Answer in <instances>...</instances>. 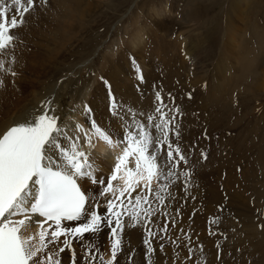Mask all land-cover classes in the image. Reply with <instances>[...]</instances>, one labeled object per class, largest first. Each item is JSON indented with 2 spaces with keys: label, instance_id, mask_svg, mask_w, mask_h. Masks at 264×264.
<instances>
[{
  "label": "bare ground",
  "instance_id": "6f19581e",
  "mask_svg": "<svg viewBox=\"0 0 264 264\" xmlns=\"http://www.w3.org/2000/svg\"><path fill=\"white\" fill-rule=\"evenodd\" d=\"M49 1L50 3H44V0H34L33 9L30 12L26 13L24 16V25L17 30H14L16 35V40L14 41L15 47L9 49L7 55L0 57V59H4L6 61V68L10 66L12 71L16 72L15 76H12L11 73L0 72V78H2L4 81L3 85L0 86V133L18 122L26 114L39 109L43 101L52 100V107L56 110V115L62 117V126L68 125L69 127H71L72 125L79 123L83 125L85 129H88L90 127L89 116H87L84 112V106L87 105L92 110L90 114L91 118H94L100 126L107 128L111 132L114 139L117 137H121L122 133L121 136H117V133L120 134V132H123V129L120 127L119 121L114 116H112L110 112V92L111 95L114 96L117 101H119L124 106L125 109H127L128 107H133L135 109L147 112L153 107L155 101V93H152L150 91L151 87L149 88V86L156 76L160 77V74L156 75V71L158 70L163 73V78H161V80L159 81L161 83L165 82L167 87L172 89L171 85H173L177 79H183V77H185V73L189 72V67L191 68L192 63L190 62L187 71H183L182 67L184 61H188L189 59H191L195 61L194 63L197 62L195 53H192V50L186 48V45H189V42H187V40L179 42L178 51L177 47H174L172 50V48H169V46L175 45L176 43L173 44L172 42L167 41L164 37L157 36V34L155 35V32H153L154 36L151 39V43L152 45L162 46V50L158 49L156 52L158 53L163 51V53H161L163 57L162 62L166 63L165 70L156 69V66L148 63V60H151L152 58L153 53H151L150 50L153 48H149L147 45L149 41V37L147 38V35L146 37L144 36L145 39H143V35L145 34V32L142 26H139L136 29L134 35H130L128 33L126 39L124 37H113V39H110L107 43L103 39V42L101 44L103 47L100 50L99 47L93 52V54L89 56L81 54L75 59H73V57V60H71V53L84 42V32L89 27V24L85 22V15L87 13V10L85 9V3H83V1L85 0ZM9 3L10 0H5V5H8ZM239 8L241 9L242 7ZM14 14H16L15 7L10 9L9 17ZM229 20L231 21L230 27L226 26L225 32L222 36V51H224L222 52V54H225V58L224 55H222V59L220 62L222 66L210 69L211 72H204L206 75L204 74L203 77H193L195 78V80H191L190 78L187 79L189 83H193L191 87H196V90L191 88L192 90L190 91H192L196 95L197 99L199 98L200 101H198L200 103H203L202 107L203 109H205V113L203 115L209 113V117H207L204 121L205 124L206 121L208 122L206 125H208L210 128L214 127L219 122L220 124L224 122V126H231L230 124L232 122L230 123V119L235 111L231 101L232 93H234V91H241L242 85H244V83H248L246 82L248 80V77L253 70L258 69L259 62L260 64H262L261 67L264 66L263 31L260 30L261 33L258 35L260 28L255 24L254 21L252 22V27H250V29L255 33V37L258 41V54L263 57L262 60L260 59V57H256L255 59V57H252L254 55L251 54L253 53V50L249 49L248 43H244L246 42L244 41L245 38L243 35L245 33L242 32L243 34H238L234 29L233 20L230 17ZM132 21L133 22H131V24H128L126 22L124 24L127 25H121L125 33L128 29L134 27L136 19ZM243 30L244 29H242V31ZM230 31L232 33L231 35H233L234 32L235 39L237 40L235 41L236 44H234L235 42L233 43V45H228L226 43L228 37L230 38ZM125 33L124 35H126ZM252 36H254L253 33ZM225 43L227 45H225ZM229 43L231 42L229 41ZM123 46H125L126 49H123ZM98 51H101L102 53H99L98 57L93 58L94 53ZM182 52H184V54H182ZM256 52L257 50H254V53ZM129 54L133 55V57L129 56ZM226 54H228V56ZM13 55L15 56V62L9 65L7 62L11 60ZM137 56H139L140 64H142V66L140 65L142 68L139 69L143 74L144 82H137L130 79L129 77V75H132V73L135 74V69H137V66L135 65V62L138 61ZM233 57L235 60L237 59L236 65L234 66L232 65L233 63L231 61ZM173 61H175L176 63H174ZM180 62H182V64H180ZM170 63L176 64V66ZM145 66H153L154 68H152L151 70H145ZM232 66L237 70L234 71V68ZM262 71L264 72L263 68L260 72ZM260 72H257V74ZM232 74L234 75V77H232ZM263 80L264 79L262 78V82H264ZM204 81H207V87L199 91V88L200 86H202ZM250 82H252L250 83L251 85H249L250 87L256 84H260V82L256 79L255 81L250 79ZM260 85L264 88V84ZM136 86H138V88ZM142 87L144 88L142 89ZM157 87L159 86H155L156 89ZM187 87L189 88V85ZM162 91H164V89H162ZM107 95L109 96V101ZM164 102L168 105V108H166L165 111H168L169 109L175 107V103L173 106L171 105V100L164 98ZM176 103H183L182 99L180 100V102L178 101ZM204 105L206 108L204 107ZM185 108L186 107L184 106L180 107L182 114H186ZM138 118L143 120V117ZM185 119H188L190 121V117L188 116ZM178 120L179 118H177V121ZM182 125L185 128L188 127V123L186 122L185 125ZM191 131L192 130H189V133L186 134L184 139H180L185 147L187 146L185 145V141H187L186 137L188 138L189 135L192 134ZM81 143H84L83 140H81ZM92 143L95 145L94 149H92L91 151L93 152L94 162L98 169V178L103 177V174L105 172L110 176L116 162L115 158L120 154L121 149H110L106 143L96 137H93ZM84 146L85 148H87V145ZM186 148L189 153L185 148H182V150L184 151V154L186 156L188 154L190 158V167L192 169L194 168L193 170L195 171L197 169H199L200 171L203 170L198 168L201 162L197 163V155L195 153L192 154L188 150V147ZM213 149H209L210 152L208 151L209 155L207 159L209 162H214L217 160V153L215 152V149ZM106 150L110 151L106 152ZM199 167L202 166L200 165ZM182 168L183 167L180 166L176 171ZM200 173L201 172L198 171L197 174ZM261 176L262 179H264V172L261 174ZM178 181L185 182V180H182L181 177H179ZM113 183L114 185L122 184V181H114ZM261 183L262 188H264V181ZM196 184L199 185V183ZM82 187L83 189H86L87 194L91 196H97L100 191L99 185H93L88 181H83ZM155 187L156 184L155 182H153V188ZM198 188V186H195L194 189H192L194 190V196L199 194L196 191L198 190ZM180 189L181 187L179 188V185L177 183L170 185V187L168 188V192H170L171 195L168 196L167 193H162V195L166 196V203L164 205H161V208H159L160 204L157 201L153 200V206L156 207L158 211L156 215L151 218V221L146 224L145 228V225L136 227L128 226L129 221L125 219L123 236L125 237L124 239L126 240V242H128V240L132 241H130V243L128 242L129 244L126 245L127 249L131 251V249H133L135 245H138L137 242L141 240L143 241L144 234V239L150 238L151 241L153 240V254H155V252L159 248H161L159 247L161 245H163L162 250H165L166 252L178 248L181 244V241L186 238L184 237L185 232L188 235H191L190 238L187 239V241L193 240V238H195L196 236L198 238L201 237L198 236L199 232L197 234V226H200L199 221H201V219L199 220L200 217L198 218L199 215L196 214V210H186V207L182 210L180 207L182 202L186 199L183 196V193L182 198L178 197V194L180 192H183L182 189L181 191ZM210 189L211 188L208 187V193L210 192ZM137 191L139 192V189ZM212 192H214V189H212ZM133 195H136V193H133ZM193 195L192 198L194 197ZM211 195L212 194H210V196ZM259 197L264 201V192L260 193ZM97 200H99L102 205L100 211H105L103 207L105 203L104 198L99 197V199L97 198ZM210 203H213L212 200H210ZM177 210H179L180 212L182 211L183 213V215L179 219H176L175 217L179 216ZM162 211L165 212L163 213ZM192 212L195 213V217H193L194 220L193 218L191 220L190 218H185L184 220H187V222L184 220L182 222L181 218H184V216L186 215L190 217L189 213ZM166 216L169 221L176 220L175 222L178 225L174 229V232H171L169 234L168 230L166 231V234L163 235L164 231H161V229L164 228V218ZM75 223L78 222H68L69 226H75ZM202 228L203 227H200L199 230ZM149 230L155 233L153 237H148L147 232ZM36 231L37 228L33 227L30 229V232L25 233V235L35 233ZM202 231L203 229L200 231V233ZM253 233L256 232L252 231V234ZM162 235L165 237H163ZM200 235L203 234L201 233ZM110 237H112L111 230L108 226H105L99 233L86 234V238L83 241L73 239L72 250H74L75 252V264H90V258L88 260L85 259L86 248L92 247L94 248L93 251H95L96 248L101 249L103 244H105V240H109ZM63 239L64 238L61 237V241H63ZM206 242L207 241H205V244L207 245L208 242ZM254 242L255 245H257V241ZM182 244L180 246H182ZM259 244H261V242ZM110 249L111 248H109L107 245L104 248V251H109ZM258 250H261V253L256 254L257 250L255 249L253 252L256 254V263L264 264V252L261 248H259ZM107 253V259H109L111 254H109L110 252ZM179 257H184L180 254V250L177 253V258L179 259ZM211 257L213 256L211 255L210 258ZM138 258L141 260L140 255L138 256ZM210 258L208 264H213V261H210ZM60 259L61 264H68L69 257L66 249L63 253L60 254ZM164 261V257L157 253L155 264H163Z\"/></svg>",
  "mask_w": 264,
  "mask_h": 264
},
{
  "label": "snow or ice",
  "instance_id": "6c2138e0",
  "mask_svg": "<svg viewBox=\"0 0 264 264\" xmlns=\"http://www.w3.org/2000/svg\"><path fill=\"white\" fill-rule=\"evenodd\" d=\"M13 7L16 14L9 17ZM33 7L34 0H10L8 5L0 0V57L15 47L14 30L24 25V16ZM14 62L13 55L7 63ZM5 63L0 59V72L15 76ZM137 73L143 82L138 66ZM3 82L0 78V86ZM110 98V112L123 129L122 136L115 139L91 118L87 105L88 129L79 123L62 126L52 100L43 101L39 109L0 133V264H61L60 254L71 249L73 239L83 241L86 234L99 233L105 226L111 230V256L105 260L100 255L99 259L101 264H114L122 251L125 219L131 227L146 225L158 211L153 200L164 205L166 196L162 193L171 195L168 188L179 179L176 169L181 162L188 163L179 143V106L165 111L168 105L160 91L155 92L154 105L147 112L125 109L111 92ZM93 137L110 149H121L106 185L97 175L91 151L95 147ZM180 175L190 178L191 173ZM83 181L100 186L98 195L105 200V211H100L102 205L96 196L82 190ZM114 181L122 184L114 185ZM68 222L78 223L69 226ZM33 227L37 231L25 235ZM161 231L166 232L167 226ZM147 235L153 237L155 233L149 230ZM144 244L151 254L150 239ZM85 251L86 260L96 259L92 247Z\"/></svg>",
  "mask_w": 264,
  "mask_h": 264
},
{
  "label": "rangeland",
  "instance_id": "374dc122",
  "mask_svg": "<svg viewBox=\"0 0 264 264\" xmlns=\"http://www.w3.org/2000/svg\"><path fill=\"white\" fill-rule=\"evenodd\" d=\"M45 2L50 3L49 0H44V3ZM83 3H85V9L88 13L85 15V22L89 24V27L84 32V42L71 53V60L81 54L89 56L99 47L100 50L103 47L101 45L103 39L106 43L109 42L110 39H113V37H124L126 39L128 33L134 35L136 29L142 26L145 32L143 39H145L147 35V38L149 37L147 45L149 48H153L150 50L153 55L151 60H148V63L156 66V69L165 70L166 63L162 62L163 57L161 54L163 51L156 52L158 49L162 50V46L152 45L151 43V39L154 36L153 32H155V35L162 36L173 44L176 43L175 45L169 46L172 50L174 47H177L178 51L180 41L187 40V42H189L186 48L192 50V53H195L197 62L194 63V60L189 59L188 61H184V68L180 65L183 71H187L190 62L192 63L191 68L189 67V72H184L185 77L181 80L177 79L175 81L176 84L174 83L171 85L172 89H170L165 82L161 83L159 81L163 78V73L157 70L156 75L160 74V77L156 76L157 78L155 77L152 80L149 88L151 87L150 91L152 93L156 91L161 92L162 89H164L161 94L164 98L171 100L172 106L175 103V106H179V108L181 106L186 107V114L182 115L184 117H190L191 122L185 119V122L188 123V127L185 128L182 126V128L185 136L189 133V130L193 131H191L192 134L189 135V139L186 137L187 141H185V145H189L191 150H188L190 152L192 151V154H196V146L199 143L200 151L205 149L207 158L210 150L214 147L217 153L216 161L209 162L207 159L204 162L203 160L205 159L202 158L203 155L197 152L196 161L197 163L201 162L199 166H202H198V168L203 169L201 171L197 169V173L198 171L201 173L206 171L202 174H197L195 170H193L194 168L192 169L190 167V158L188 154V163L183 165L184 167L182 169L176 171L179 177L185 180V182L190 181L193 176L194 182L196 181V183H199V188L196 190L199 194L197 193L198 195L194 196V190L192 189H194L195 185L187 186L186 189L183 190V183L185 182H179L178 180L175 182L183 191L178 194V197L182 198L183 193V196L186 198L180 206L181 209L183 210L185 207L186 210L195 209L196 211H194L199 215L198 218L200 217L199 220L201 219V221H199L200 226H197V234L199 232L198 236L201 237L198 238L196 236L193 240L187 241L191 235L185 232L184 237L186 238L181 241V244L183 243L182 246H180V244L178 248L169 252L161 248L158 250L155 248L157 250L155 254H149L148 245L143 243L145 234L143 235V241L137 242L138 245H135L131 251L126 247L131 240H128V243L123 236L122 251L117 254V260L114 264H147V261L149 264H155L157 253L164 257L165 261L163 264H208L211 255L213 257L210 258V261H213V264H257L256 254L261 253V250L259 251L258 249L261 248L264 252V201L259 197V194L264 192L261 183L264 181L261 176L264 172V88L260 85L264 84V82H262V78L264 79V74L262 73L264 72H260L262 68L264 69V66L261 67L262 64L259 62V70L256 69L251 72L250 76L252 77L249 76L246 81L248 83L242 85L241 91H234V93H232L231 101L235 111L230 119V123L232 122L230 127L224 126V122L221 124L219 122L212 128L206 125L208 123L207 121L205 124L204 120L209 117V113L203 115L205 113V109L202 107L203 103H200L199 98L197 99L196 95L190 91L192 89L196 90V87H191L193 83H189L187 79L190 78L191 80H195L197 77H203L206 71L211 72L210 69L222 66L220 63L222 55H224L225 58V54H222V52H224L222 51V36L226 26L230 27L231 21L229 17L233 20V26L236 32L238 34L245 33L243 34L245 40L244 38L243 40L246 41L244 42L245 44L248 43L249 49L253 50L251 54L254 56L252 57H255V59L256 57H260L261 60L263 59V57L258 54V41L255 37V33L250 27H252L251 25L254 21L260 28L258 35L263 31L262 34L264 37V0H85ZM239 7L242 8L240 9ZM134 19H136L134 27H131L128 29L129 31L127 30L125 33L121 25H127L124 24L126 22L131 24ZM240 28L244 30L242 31ZM124 33L126 35H124ZM252 33L254 36H252ZM231 34L230 31V38L228 37L226 40L228 45H233V43L237 41L234 32L233 35ZM229 41L231 43H229ZM226 43L225 45H227ZM234 44H236V42ZM123 49H126V47L123 46ZM254 50H257V52L254 53ZM99 53L102 52L98 51L94 53L93 58L98 57ZM182 54H184V52H182ZM226 55L228 56V54ZM129 56L133 57V55L130 54ZM137 57L138 61L135 62V65L142 68L139 56ZM236 60L234 57L231 59L233 66L236 65ZM173 62L176 63L175 61ZM180 64H182V62H180ZM173 65L176 66V64ZM146 67L147 66L144 67L145 70L154 68L153 66ZM233 68L234 71L237 70L235 67ZM257 72L260 73L257 74ZM190 73L193 74L191 75ZM135 74L132 73V75H129L130 79L140 82L138 76ZM140 74H142L141 71ZM232 77H234L233 74ZM250 79L254 81L256 79L260 84L258 83L259 85L256 84L250 87L249 85L252 83ZM206 83L207 81H204L202 86L199 84V91L207 87ZM188 85L189 88L187 87ZM155 86L159 87L156 89ZM136 87L138 88V86ZM144 87H142V89ZM168 92L172 94L170 93L171 95L169 96ZM110 99L108 96V101ZM181 99L183 103H176L178 101L180 102ZM110 102L111 101H109V103ZM177 123L181 127L179 120ZM200 123L207 127L203 130L201 135L199 134L200 130L196 129V125ZM121 133L122 132H120V134L117 133V136H121ZM183 133L181 134L182 139L185 138ZM171 138L175 140L174 137ZM179 143L181 147L185 148L187 151L186 147L188 146L185 147L181 141H179ZM236 166H240L238 169L241 168V170H237ZM187 167L190 168V171H188L191 173L190 178L180 175L185 172ZM108 177L109 174L105 172L103 174L105 185L107 184ZM208 187L211 188L209 193L213 196H210L208 193ZM212 189H214V192H212ZM191 193L194 196L193 198ZM96 197L99 199V195ZM210 200H212L213 203H210ZM159 208H161V205ZM177 211L179 216L175 217L179 219L183 213L182 211ZM189 214L190 217L186 215L184 218H181L182 222L185 218H190L191 220L195 217V213L192 212ZM256 217H258L257 221H255ZM164 221V227L165 225L167 226L169 234L174 232V229L178 225L175 222L176 220H171V222L166 216ZM184 221L187 222V220ZM257 223L261 228L257 226ZM145 227L146 225L144 228ZM200 227H203V231L201 232L203 235H200V231L202 230H199ZM252 231L256 233L252 234ZM208 232L214 234H209ZM164 234H166V232H163V235ZM111 241L112 237H110L109 240H105V244H103L101 249L96 248L95 251L92 252V255L95 256L96 259L93 261L90 258V264H101L99 259L100 255H103L105 260H107L106 254H108L107 252L111 254V249L109 251H104V248L107 245L111 248ZM205 241L208 242L207 245ZM254 241H257V245H255ZM260 242L261 244H259ZM199 244H201V249L197 247ZM151 245H154L153 240L151 241ZM152 248L154 247L152 246ZM217 248L221 249L220 259L216 257ZM189 249H191V252ZM254 249L257 250L256 254L253 253ZM179 250L180 254L184 257H179L178 259L177 253ZM139 255L141 256V260L138 258Z\"/></svg>",
  "mask_w": 264,
  "mask_h": 264
}]
</instances>
